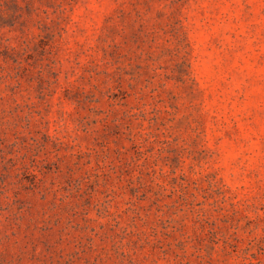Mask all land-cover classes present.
Returning <instances> with one entry per match:
<instances>
[{
	"label": "rangeland",
	"instance_id": "374dc122",
	"mask_svg": "<svg viewBox=\"0 0 264 264\" xmlns=\"http://www.w3.org/2000/svg\"><path fill=\"white\" fill-rule=\"evenodd\" d=\"M0 264H264V0H0Z\"/></svg>",
	"mask_w": 264,
	"mask_h": 264
}]
</instances>
